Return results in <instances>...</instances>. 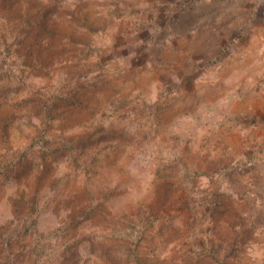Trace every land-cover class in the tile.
<instances>
[{
  "label": "rangeland",
  "instance_id": "rangeland-1",
  "mask_svg": "<svg viewBox=\"0 0 264 264\" xmlns=\"http://www.w3.org/2000/svg\"><path fill=\"white\" fill-rule=\"evenodd\" d=\"M0 264H264V0H0Z\"/></svg>",
  "mask_w": 264,
  "mask_h": 264
},
{
  "label": "trees",
  "instance_id": "trees-1",
  "mask_svg": "<svg viewBox=\"0 0 264 264\" xmlns=\"http://www.w3.org/2000/svg\"><path fill=\"white\" fill-rule=\"evenodd\" d=\"M41 21H42V19L38 20V21H37V24L41 25V24H42ZM65 36L68 37V38H70L68 35H65ZM34 42H36V39L33 38V39H32V43L34 44ZM28 44H29V43H28ZM28 44H27V45H28Z\"/></svg>",
  "mask_w": 264,
  "mask_h": 264
}]
</instances>
